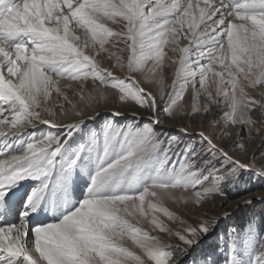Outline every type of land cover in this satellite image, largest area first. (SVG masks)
Here are the masks:
<instances>
[{
  "label": "snow or ice",
  "instance_id": "6c2138e0",
  "mask_svg": "<svg viewBox=\"0 0 264 264\" xmlns=\"http://www.w3.org/2000/svg\"><path fill=\"white\" fill-rule=\"evenodd\" d=\"M109 100L113 118L81 135L85 109L95 119ZM221 101L228 125L264 132V0H0L2 210H13L9 193L21 181L40 182L19 221L0 223V264H177L212 227L167 205L199 212L240 169L264 177V161L241 162L221 143L230 136L217 135ZM125 108L134 119L121 125ZM161 113L190 121L184 134L199 127L206 147L159 133ZM39 125L65 132L26 131ZM79 173L88 176L82 198L58 221L32 226L42 205L70 203ZM224 240V264H264V222ZM204 255L218 264L214 250Z\"/></svg>",
  "mask_w": 264,
  "mask_h": 264
},
{
  "label": "rangeland",
  "instance_id": "374dc122",
  "mask_svg": "<svg viewBox=\"0 0 264 264\" xmlns=\"http://www.w3.org/2000/svg\"><path fill=\"white\" fill-rule=\"evenodd\" d=\"M108 26L112 27L114 30L118 29V26L112 24L111 22L108 23ZM186 44L187 41H182L181 46ZM172 78H174V70H169L166 73V83L170 85ZM148 87L155 91L154 85H149ZM69 96H72L71 92H69ZM59 102H61L60 98H55V103ZM117 107L123 106L117 105ZM161 107H163L162 104ZM109 110H114L111 100H109L107 104H100L99 115L96 116L95 119H88L87 117H90L92 112L90 109H85L84 117L80 118L84 120L81 135L86 136L88 135V130L99 129L103 126L106 120H111L113 117ZM229 111L230 108L226 106L223 101H221L219 105L214 106L215 118L218 120L224 121L223 113ZM124 112L125 114L123 116L117 118L121 125L129 124L134 119L132 109L125 108ZM135 115L141 125L148 123V113L140 110L137 111ZM211 118L212 117H210V119ZM161 119L165 120V122L157 126L156 130L163 136H182L183 141L190 146H194L197 149L206 147V144L201 143V138L196 133L200 130L199 127H196L194 132L188 134H184L180 131V129L185 125L191 127L190 121L184 120L181 122H174L166 120L163 113H161ZM26 131L35 132L38 137L46 134L48 131H52L53 134H59L61 136H63L65 132V130L59 128L50 129L49 126L46 127V125H39L38 129L28 128ZM221 131H226L230 134V136L223 137L221 143H226L227 150L234 154V159L238 158L241 162L255 160L257 164L264 161V132H249L245 126H230L227 121H224V126L222 128H218V136ZM74 138L78 139L76 137ZM2 140L3 138H0V142H2ZM239 145L243 146V150H241ZM229 167H231V165H229ZM29 180L32 179H26L23 181ZM39 183V181H36L29 184L24 188L25 190L23 193L26 194L34 186H38ZM19 184L20 186L17 185V188H22L28 183L20 182ZM83 192L84 189L81 192V198ZM12 193L13 192L11 191L9 194L11 195ZM261 193H264V177L258 176L253 170L240 169L235 183L232 186L225 188V195L209 200L203 205L199 212L189 211L186 207L169 203L167 205L169 209L176 212L181 219L186 220L187 223L192 226H196L198 220H207L210 222L212 227L211 231L207 235L201 236L200 242L193 245L187 253L176 254L175 258L177 260V264H204V254L211 250L215 251V259L218 261V264H224L227 258L225 254L227 250L225 249V251H221L220 246L225 243V234L230 233L233 229L240 231L246 228L251 220L257 223L264 222V199L260 198ZM247 199H251L252 203L245 204L244 201ZM225 213H229L227 218L224 216ZM174 227L179 228L181 226L174 225Z\"/></svg>",
  "mask_w": 264,
  "mask_h": 264
},
{
  "label": "bare ground",
  "instance_id": "6f19581e",
  "mask_svg": "<svg viewBox=\"0 0 264 264\" xmlns=\"http://www.w3.org/2000/svg\"><path fill=\"white\" fill-rule=\"evenodd\" d=\"M183 45V44H182ZM1 118V117H0ZM47 127V125H46ZM2 138V137H0ZM75 139V138H74ZM21 182H26L28 184H26L25 186H23L22 188H13L11 191L15 193L14 196H12V200H11V204L14 206L16 203V201H18L24 192V188L26 186H28L29 184L36 182V180H29V181H21ZM20 186V184H18ZM88 186V176L85 173H79V179L77 181L74 182V189L71 192V201L70 203H60L58 204V206L56 207L55 210L49 208L48 206L44 205V207H42V209L39 210V217H43V218H47L48 221L46 223H53L56 222L60 219L61 214L65 211L66 208L75 205L77 200L81 199L80 195L81 192L86 190ZM37 186H34L30 191H28V193L26 195H30L31 192L33 191V189H35ZM30 193V194H29ZM10 195V194H9ZM12 195V194H11ZM10 195V196H11ZM62 212V213H61ZM33 215V213H32ZM19 220H13L12 223H16ZM40 224V222H37L35 225Z\"/></svg>",
  "mask_w": 264,
  "mask_h": 264
}]
</instances>
